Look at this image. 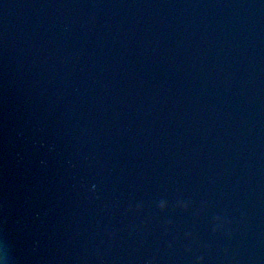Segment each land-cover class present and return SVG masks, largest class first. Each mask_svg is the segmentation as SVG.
Wrapping results in <instances>:
<instances>
[{"label":"water","instance_id":"95a60500","mask_svg":"<svg viewBox=\"0 0 264 264\" xmlns=\"http://www.w3.org/2000/svg\"><path fill=\"white\" fill-rule=\"evenodd\" d=\"M164 1L0 0L2 264H264V0Z\"/></svg>","mask_w":264,"mask_h":264},{"label":"clouds","instance_id":"9594fccd","mask_svg":"<svg viewBox=\"0 0 264 264\" xmlns=\"http://www.w3.org/2000/svg\"><path fill=\"white\" fill-rule=\"evenodd\" d=\"M161 204H163V202H161ZM0 264H2V262H0Z\"/></svg>","mask_w":264,"mask_h":264}]
</instances>
